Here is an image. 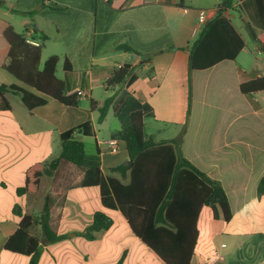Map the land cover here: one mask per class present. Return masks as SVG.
Here are the masks:
<instances>
[{"label":"crops","instance_id":"crops-1","mask_svg":"<svg viewBox=\"0 0 264 264\" xmlns=\"http://www.w3.org/2000/svg\"><path fill=\"white\" fill-rule=\"evenodd\" d=\"M215 1L90 0L92 9L66 1L63 13H47L41 0H0V21L28 43L39 46L41 36H47L40 68L47 42L53 40L71 67L66 72L63 64L62 77L57 67V78L66 83L69 95L83 93L76 108L48 98L32 110L21 94H5L11 110H0V264H29L30 257L4 246L18 229L16 210L39 216L48 195L55 201L58 233L68 238L50 242L40 227L32 229L31 234L40 238L38 264H166L134 233L120 210L104 208L99 187L81 186L84 172L76 166H68L57 178L44 176L36 194L18 193L31 167L60 156L61 136L71 130L88 155L100 157L105 178L129 184L130 173L123 176L115 170L127 165L129 156L121 146L114 153L110 141L130 126L135 111L145 113L144 134L157 142L177 138L187 123L183 156L220 182L229 199L233 214L229 223L214 221L211 210L203 208L190 264H264V195H258L264 177V91L245 95L240 89L242 83L264 77L263 32L250 24L241 3L225 17L245 46L234 60L215 63L213 55L202 56V64L215 65L192 72L188 118L190 49L206 25L197 36L193 29L200 10L210 11L209 22L218 16L220 0ZM51 2L56 0H44L46 6ZM47 23L53 25L54 37ZM123 45L137 53L119 50ZM0 47H5L3 41ZM4 64L0 62V85L43 97L7 72ZM125 66V80L114 83V73ZM107 100L112 104L100 123L99 108ZM85 124V130H78ZM98 212L107 214L113 224L87 240L80 234Z\"/></svg>","mask_w":264,"mask_h":264},{"label":"trees","instance_id":"trees-1","mask_svg":"<svg viewBox=\"0 0 264 264\" xmlns=\"http://www.w3.org/2000/svg\"><path fill=\"white\" fill-rule=\"evenodd\" d=\"M66 1L73 7L94 8L90 0H56L49 6L44 4V0L41 3L47 13H63ZM236 3H241L242 10L252 24L263 32L261 47L264 52V0H220L218 16L206 24L190 49L188 118L192 99V72L215 65L202 64V56L213 55L215 63L234 60L245 46L241 35L225 17L227 11L236 9ZM252 37L257 39L254 33ZM47 39V36H41L43 43L32 45L16 33L10 24L0 21V41L5 43V47H0V62L5 63L3 68L18 81L43 95L37 96L17 86L0 85L1 111L11 110L5 98L8 92L21 94L29 110L45 105L48 98L69 108L78 107L80 95H69L66 83L57 78L60 58L52 56L40 68L42 50ZM119 50L137 53L125 45ZM64 70L71 71L68 60L64 62ZM127 74L126 66L121 67L113 75L114 83L122 84ZM240 89L245 95L264 91V77L242 83ZM111 104L112 100H107L99 108L100 123L105 120ZM144 116L142 111L132 112L130 126L113 136L129 156L127 165L115 169L123 176L126 172L130 173L129 184L105 178L100 157L88 155L84 143L75 139L74 131L71 130L61 136L60 156L49 164L31 167L26 174L25 186L18 193L36 194L44 176L57 178L68 166H76L84 172L81 186L99 187L104 208L120 210L134 233L166 264H190L198 244V220L203 208L211 210L214 221L229 223L233 218L229 199L220 182L207 176L183 156L182 144L187 133V123L177 138L157 142L154 137L145 136ZM86 128L85 124L78 130ZM258 195H264V177L259 183ZM54 204L53 197L48 195L39 216L16 210L20 219L19 226L5 243L4 249L30 257L29 264H38L41 255L40 238L31 234L32 229L40 227L50 242L67 239V235L58 233V223L53 218ZM112 224L113 220L107 214L98 212L92 224L80 235L87 240H94L97 233L109 229Z\"/></svg>","mask_w":264,"mask_h":264},{"label":"rangeland","instance_id":"rangeland-1","mask_svg":"<svg viewBox=\"0 0 264 264\" xmlns=\"http://www.w3.org/2000/svg\"><path fill=\"white\" fill-rule=\"evenodd\" d=\"M216 1L214 0V3H215ZM54 2H51L50 3V5H52ZM20 19H21V17H20ZM48 25V31H49V33L51 34V37H54V35H53V25L51 24V23H47ZM250 24H252V22L250 21ZM253 25V24H252ZM254 26V25H253ZM254 28H256L255 26H254ZM21 29V28H20ZM258 29V28H257ZM245 32V35H248V32H246V31H244ZM247 41H248V43L251 45V46H254V40L253 41H250L248 38H247ZM48 43V47H47V49L45 50V52H44V59H43V62H42V68H43V66H44V63H45V61L46 60H48V58L50 57V55L51 54H57L60 58H61V62L59 63V65H58V74H59V76L60 77H62L63 76V64H64V54H63V48L62 47H60V46H58V45H55V43H54V41L52 40V42H47ZM83 100L85 99L86 100V98H82Z\"/></svg>","mask_w":264,"mask_h":264},{"label":"built area","instance_id":"built-area-1","mask_svg":"<svg viewBox=\"0 0 264 264\" xmlns=\"http://www.w3.org/2000/svg\"><path fill=\"white\" fill-rule=\"evenodd\" d=\"M209 15L210 11L208 10H200L199 11V19H198V25L195 26L193 29V35L197 36L201 32V28L205 26L209 22ZM82 92H78V95H82ZM110 147L112 148V151L114 153L119 151V145L116 140H111L110 141Z\"/></svg>","mask_w":264,"mask_h":264}]
</instances>
